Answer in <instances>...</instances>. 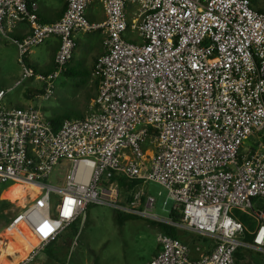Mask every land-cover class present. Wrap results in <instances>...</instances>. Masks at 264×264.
<instances>
[{
	"label": "built area",
	"instance_id": "2783aa9c",
	"mask_svg": "<svg viewBox=\"0 0 264 264\" xmlns=\"http://www.w3.org/2000/svg\"><path fill=\"white\" fill-rule=\"evenodd\" d=\"M64 1V16L44 23L37 2L0 0V41L17 46L22 67L16 86L36 79L47 99L74 60L76 34L106 32V52L94 69L98 96L83 120L55 129L38 109L4 108L6 92L0 91V186L40 191L3 227L5 235H22L23 226L36 241L18 264H32L84 222L93 205L137 213L142 195L123 205L121 179L138 182L136 189L162 186L163 209L174 202L180 219L152 214V195L141 215L212 245L193 257L186 242L163 233L160 251L147 264H240L239 252L264 259L263 142L243 151L264 132V12L250 0ZM94 3L103 7V23L88 19ZM21 25L30 27L28 35L11 38ZM51 39L60 43L54 70L37 74L27 57ZM66 163L63 184L52 183ZM235 212L257 225L250 230Z\"/></svg>",
	"mask_w": 264,
	"mask_h": 264
},
{
	"label": "rangeland",
	"instance_id": "374dc122",
	"mask_svg": "<svg viewBox=\"0 0 264 264\" xmlns=\"http://www.w3.org/2000/svg\"><path fill=\"white\" fill-rule=\"evenodd\" d=\"M251 2L255 10L264 12V0H251ZM97 6H99L98 3H94L88 10V19L91 23H101L103 21V19H98L92 13ZM127 38L130 41L136 39L131 34ZM48 41L34 48L26 61L27 64L28 60L35 62L40 68L35 65L32 66L34 68L37 67L38 73L46 75L54 67L53 59L50 57V52L47 48ZM85 69L86 67H82L80 70L85 71ZM21 76L22 67L19 64L17 46L8 39L0 42V91L6 92L2 103L4 108H23L20 107L22 103H25L23 97L33 98L32 85L30 84L32 82L36 84V87L33 85L34 88L41 89L38 92L39 96L35 100V107L33 108L39 107L36 109H40L45 118L50 120L62 118L67 121L86 118L91 113L93 101L98 96L99 80L95 76L87 80L83 75L67 77L62 74L60 79L56 81L53 96L48 99L44 98V84L36 79L25 81L19 87L16 86ZM259 141L263 142L261 152L264 154V140L261 134L250 138L245 143L243 151L250 148L257 150L260 148ZM69 170L70 164L68 163L56 168L51 179L52 183L57 182L62 185ZM11 186L13 185L10 184V186L0 189V211L7 209L6 211L9 210V215L12 217L23 211L32 202L35 194L29 193L26 200H22L27 195L28 188L21 186V190L18 193L14 191V188L20 185L14 184L13 187ZM122 190L121 201L125 206L132 205L137 194L142 195L140 196V204L136 205L137 213L133 214L136 218L121 221L120 217L126 216L122 212L107 206H91L86 220L82 223L74 224L66 233H63V236L58 241L56 252L60 254L61 261L58 263L53 262L47 257L49 264H145L157 255L160 246L159 238L163 234L160 224L163 222L141 215L145 211L146 196L152 195L157 199V204L152 214L160 219H171L170 215L175 203L169 200L164 210L163 206L167 200V191L162 186L152 182L143 185V189L124 187ZM159 193L162 194L161 197H159ZM17 194H20V196ZM22 201H25V203ZM26 203L27 205H25ZM255 221L257 225L258 222L256 219ZM4 225V221L0 218V264H18L25 258L26 251L23 250L21 243L15 236L5 235L3 231ZM74 229H78L80 232L76 239L73 240L71 238L73 242L70 245L68 244L70 243L69 237ZM183 238L197 256L201 252L212 250V245L209 246L207 240L196 235L183 234ZM198 248L201 249V252L197 251ZM43 255L45 254H41L40 258ZM258 259L260 262H264L261 255L246 253L242 264H258Z\"/></svg>",
	"mask_w": 264,
	"mask_h": 264
},
{
	"label": "crops",
	"instance_id": "0c3cea01",
	"mask_svg": "<svg viewBox=\"0 0 264 264\" xmlns=\"http://www.w3.org/2000/svg\"><path fill=\"white\" fill-rule=\"evenodd\" d=\"M33 1L37 2L39 5L38 15L41 18L45 19L46 21H56L57 22L58 20H60L64 16V14L67 10V4L64 0H33ZM98 5L99 6L95 7L94 11L92 13L95 16H97L98 19H103V21L101 22V23H103L105 21V13H104L103 7L100 4H98ZM29 32H30V27L28 25H21L18 29L15 30V32L12 35H10V37L22 39L23 37L28 35ZM5 40H7V39H2L0 42L5 41ZM58 42H59L58 39H52V40L48 41V43H47V48L50 52V57H52V59H53L52 61L54 63V67H55V58H56V55L54 56V53H55V51L58 52V50H59L58 49ZM105 43H106V32L104 30L94 31V33H83V32H81V33L76 34L77 47H76L75 57H74V60L70 63V65H68L67 70H68V68L69 69L71 68L70 71L74 72V74H76V75H81V74L87 72L88 73L87 80H90L94 76V69H95V65H96L97 60L99 59V57H101L106 52V44ZM48 55H49V53H48ZM27 65L34 70H37L36 69L37 67L40 68V66L36 65L35 62H33L32 60H28ZM32 65H35L37 67L34 68ZM54 67L52 68L53 70H54ZM82 67H86L85 71L80 70ZM53 70H51V71H53ZM38 74H41V73H38ZM41 75H43V74H41ZM30 84L32 85L33 98L23 97V99H25V103H22L20 107H23V108L24 107L25 108L35 107L34 102L38 98V96H39L38 92L41 89L33 87V85H35V87H36L35 82H32ZM23 96H24V94H23ZM94 101H93V103H94ZM36 108H39V107H36ZM38 110H40V109H38ZM204 240H206V239H204ZM184 242H186V240ZM208 242H209V246H211L210 241H208ZM186 243L188 244V242H186ZM189 247H190V245H189ZM159 248H160V246H159ZM190 249H191V247H190ZM159 251L160 250L158 249V252ZM191 252H192L193 257H198L197 255H195V253H193L192 249H191ZM204 252H207V251H204ZM40 256H38V258L32 264H49L47 256L43 255L41 258H40ZM150 261H148V262H150ZM148 262H146L145 264H147Z\"/></svg>",
	"mask_w": 264,
	"mask_h": 264
},
{
	"label": "trees",
	"instance_id": "16d2710c",
	"mask_svg": "<svg viewBox=\"0 0 264 264\" xmlns=\"http://www.w3.org/2000/svg\"><path fill=\"white\" fill-rule=\"evenodd\" d=\"M251 1V0H250ZM252 3V2H251ZM261 12V11H260ZM40 17V16H39ZM40 20H41V22H44V23H54V22H56V21H46L45 19H43V18H41L40 17ZM59 21V20H58ZM59 47H60V43L58 42V49H59ZM56 53H57V51H55V53H54V56L56 55ZM71 69V68H70ZM70 69L68 68V70L64 73V75L65 76H67V77H73V76H76V74H74V72H72V71H70ZM53 70V69H52ZM36 72H37V74H38V70H35ZM50 72H52V71H50ZM43 75H46V74H43ZM81 75H83L84 77H88V73L87 72H85V73H83V74H81ZM78 76H80V75H78ZM84 118H80V119H77V120H83ZM49 121L52 123V125L55 127V129H59L62 125H63V123L66 121V119H62V118H55V119H52V120H50L49 119ZM261 136H262V139L264 140V132L263 133H261ZM120 184H121V187L122 188H124V187H127V188H131V189H134V188H136L138 185H139V183L138 182H133V183H131V184H126V181L125 180H123V179H121L120 180ZM7 186H10V185H6V186H0V189L1 188H5V187H7ZM21 190V186H15V188H14V191H17L18 193H19V191ZM18 196H20V194H17ZM28 195V194H27ZM27 195H25V197L22 199V200H25L26 199V196ZM34 197V196H33ZM22 202H24L25 203V201H22ZM56 203H57V199H56V197L53 199V204H55L56 205ZM7 209H5V210H2V211H0V218L4 221V223L5 224H7L9 221H10V219L13 217H11L10 215H9V213H10V211L8 210V211H6ZM90 210V209H89ZM6 211V212H5ZM124 215H126V214H124ZM171 218H173L174 220H179L180 219V215L177 213V212H175L174 210L171 212ZM235 216H236V218L240 221V222H242L247 228H249L250 230H252L255 226H256V221H255V219L253 218V217H251L250 215H248V214H245V213H242V212H235ZM121 218V221H126V220H133V219H135L136 218V216H133V215H126L125 217L123 216H121L120 217ZM77 224H78V222H77ZM72 227V226H71ZM160 227H161V229H162V232L164 233V234H167L168 236H170V237H172V238H174V239H178V240H182V241H185L184 240V238H183V234H189V233H187V232H183V231H180V230H178V229H175V228H173V227H170V226H168V225H165V224H160ZM67 231V230H66ZM66 231H65V233H66ZM79 232H80V230H78V229H74L73 231H72V233H71V236L69 237V239H70V243H68V244H72V242H73V240L74 239H76L77 238V236L79 235ZM63 235H61L60 237H59V239H58V241L61 239V237H62ZM73 240H72V239ZM58 241H56V242H54V243H52L51 245H49L44 251H43V254H45L51 261H53V262H60L61 261V258H60V254L59 253H57L56 252V250H57V244H58ZM246 241H248V242H250L251 241V237L249 236V235H247V238H246ZM159 250H160V248H159ZM252 254V253H251ZM258 256H260V255H258ZM238 258H239V260H240V264H242L241 262L242 261H244V259H245V254L244 253H242V252H239L238 253ZM258 264H263L264 262H260V260L258 259Z\"/></svg>",
	"mask_w": 264,
	"mask_h": 264
},
{
	"label": "bare ground",
	"instance_id": "6f19581e",
	"mask_svg": "<svg viewBox=\"0 0 264 264\" xmlns=\"http://www.w3.org/2000/svg\"><path fill=\"white\" fill-rule=\"evenodd\" d=\"M15 185H18V184H15ZM13 186H11V187H13ZM26 187L28 188L27 194H29V193L30 194H35V197H36L40 193V191L38 190L37 187H33V186H26ZM10 188H8V189H10ZM8 189H6V190H8ZM35 197H33V198H35ZM25 205H27V203ZM25 205H24V207H25ZM19 228H20V232L22 233V235L17 233V232H12V233H10V235L15 236V238L21 243V245L23 247V250L26 251V256H25V258H26V257H28V255L31 252V250L35 247L36 241L32 237V235L26 229L23 228V226H20ZM12 249H13V247H12Z\"/></svg>",
	"mask_w": 264,
	"mask_h": 264
}]
</instances>
